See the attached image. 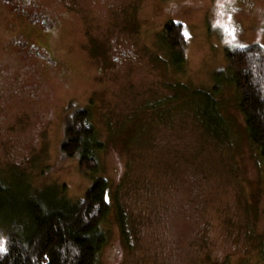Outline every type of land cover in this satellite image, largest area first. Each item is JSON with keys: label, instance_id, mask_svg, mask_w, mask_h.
<instances>
[{"label": "rangeland", "instance_id": "1", "mask_svg": "<svg viewBox=\"0 0 264 264\" xmlns=\"http://www.w3.org/2000/svg\"><path fill=\"white\" fill-rule=\"evenodd\" d=\"M29 1L0 0L1 184L78 200L108 178L99 264H264V164L229 69L216 76L227 47L264 46V0ZM173 20L190 36L181 71L162 37ZM79 109L105 143L94 176L61 153Z\"/></svg>", "mask_w": 264, "mask_h": 264}, {"label": "trees", "instance_id": "2", "mask_svg": "<svg viewBox=\"0 0 264 264\" xmlns=\"http://www.w3.org/2000/svg\"><path fill=\"white\" fill-rule=\"evenodd\" d=\"M185 33L184 25L177 21H169L163 28L164 46L176 71H181L186 63L190 36ZM226 58L227 68L218 69L216 76L229 69L228 78L245 116L250 143L264 164V46L227 47ZM217 94L207 96L211 105L217 107L213 117L224 122ZM97 133L89 109H79L68 117L62 157L79 158L80 171L87 176H94L100 169L99 151L105 143ZM9 182H0V264H99L108 241L102 227L111 210L108 178L94 177L91 187L78 200L59 196L49 188L34 190L32 195L27 191L19 194L13 181ZM120 219L124 230L121 212ZM1 221L8 224L5 229Z\"/></svg>", "mask_w": 264, "mask_h": 264}, {"label": "flooded vegetation", "instance_id": "3", "mask_svg": "<svg viewBox=\"0 0 264 264\" xmlns=\"http://www.w3.org/2000/svg\"><path fill=\"white\" fill-rule=\"evenodd\" d=\"M27 3H29L30 1L29 0H23ZM30 17L34 18L32 21L34 23H37L38 25H45L47 27V32H52V31H55L56 30V27H57V24H58V21L57 19L55 18H52L51 16L49 15H46L44 14L43 12H40L39 10L37 9H34L33 13L30 15ZM37 48V46H36ZM44 47H39V49H43ZM38 50V48H37Z\"/></svg>", "mask_w": 264, "mask_h": 264}, {"label": "snow or ice", "instance_id": "4", "mask_svg": "<svg viewBox=\"0 0 264 264\" xmlns=\"http://www.w3.org/2000/svg\"><path fill=\"white\" fill-rule=\"evenodd\" d=\"M185 35H187V33H185Z\"/></svg>", "mask_w": 264, "mask_h": 264}, {"label": "bare ground", "instance_id": "5", "mask_svg": "<svg viewBox=\"0 0 264 264\" xmlns=\"http://www.w3.org/2000/svg\"><path fill=\"white\" fill-rule=\"evenodd\" d=\"M174 21V20H173ZM184 25V24H183Z\"/></svg>", "mask_w": 264, "mask_h": 264}]
</instances>
